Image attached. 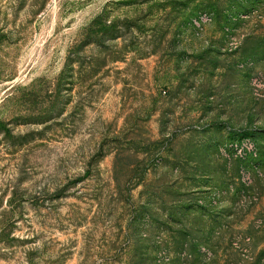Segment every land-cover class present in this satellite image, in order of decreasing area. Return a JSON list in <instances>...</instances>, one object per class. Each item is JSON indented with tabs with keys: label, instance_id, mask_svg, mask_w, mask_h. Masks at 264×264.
Here are the masks:
<instances>
[{
	"label": "rangeland",
	"instance_id": "rangeland-1",
	"mask_svg": "<svg viewBox=\"0 0 264 264\" xmlns=\"http://www.w3.org/2000/svg\"><path fill=\"white\" fill-rule=\"evenodd\" d=\"M0 264H264V0H0Z\"/></svg>",
	"mask_w": 264,
	"mask_h": 264
},
{
	"label": "trees",
	"instance_id": "trees-1",
	"mask_svg": "<svg viewBox=\"0 0 264 264\" xmlns=\"http://www.w3.org/2000/svg\"><path fill=\"white\" fill-rule=\"evenodd\" d=\"M82 178V177H81ZM81 178H79V179H81Z\"/></svg>",
	"mask_w": 264,
	"mask_h": 264
}]
</instances>
